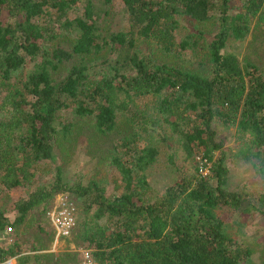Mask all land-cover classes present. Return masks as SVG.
<instances>
[{
    "label": "trees",
    "instance_id": "obj_1",
    "mask_svg": "<svg viewBox=\"0 0 264 264\" xmlns=\"http://www.w3.org/2000/svg\"><path fill=\"white\" fill-rule=\"evenodd\" d=\"M115 1L0 0V192L27 190L14 206L0 205V234L34 212L46 215L66 192L84 205L74 236L99 264H251L253 249L237 240L219 210L264 216V193L252 201L244 189L229 186V154L216 138V123L237 126L236 158L264 178V72L228 50L262 18L264 0H122L129 28L106 32L100 13ZM72 11L79 14L70 18ZM43 16L48 19L40 22ZM183 16L217 24L203 68L157 62L139 49L154 41L165 54L185 52L194 35L177 42ZM147 96L155 104L151 115L149 104L137 105ZM120 115L129 123L125 133L118 130ZM87 121L96 130L90 144L114 131L123 135L110 154L91 151L110 159L120 194L108 195L100 180L71 181L58 162ZM156 127L177 135L195 172L179 174L153 198L149 170L160 150L139 141ZM167 135L161 132V140ZM195 148L203 149L204 166L209 163L206 174ZM51 171L53 178H46ZM17 247L0 244V264L18 256Z\"/></svg>",
    "mask_w": 264,
    "mask_h": 264
},
{
    "label": "rangeland",
    "instance_id": "obj_2",
    "mask_svg": "<svg viewBox=\"0 0 264 264\" xmlns=\"http://www.w3.org/2000/svg\"><path fill=\"white\" fill-rule=\"evenodd\" d=\"M77 14H79L77 11H72L70 18ZM47 19V16H43L39 18V21L45 22ZM2 20L4 23L10 20L8 11L4 12ZM99 24L106 32L108 30L126 31L129 28L128 17L125 14L122 0H116L106 11L100 13ZM57 31L61 32L60 29H57ZM217 31L218 27L214 20L200 23L183 16L180 17L179 27L176 32L177 42L194 35V41H197V44H194L193 41L190 47L186 48L185 52L180 53V55L177 53L165 54L154 41H145L139 44V49L157 60V62L168 61L169 64L184 65L191 69L203 68L202 62H205V64L208 62L207 59H204L206 47ZM65 34L68 38L72 37L69 32ZM62 36L63 33L61 34ZM60 38L55 39V42L60 43ZM49 45L54 46L55 44ZM228 50L240 54L243 59L246 57L258 63L264 72V13L262 18H254L251 24V31L246 40H231ZM32 67L33 63L29 62L27 68L30 69ZM147 104L151 106L148 109L151 115L155 106L151 96L139 99L137 103L141 109H147ZM84 123L82 121L81 125ZM81 125L76 131L79 133L77 139L66 142L68 150L66 149L64 153L61 152L58 157L59 164L64 167L65 176L72 178L71 181L81 179L84 183L92 179L100 180V182L106 184L108 195L120 194L123 191V186L116 187V180L120 182L118 172L113 170L108 164L110 159L102 160L99 154H110L112 145L117 141L119 142L123 135L114 131L105 136H99L98 142L90 144L89 136L96 137V130L90 121H87V124L83 126ZM127 127H129L127 117L120 115L118 118V130L125 133ZM168 128L171 129L170 126ZM155 129L154 132L152 130L150 133H140L142 139L139 141L140 146L151 143L158 146L160 150L158 160L149 170V181L152 186L150 196L153 198H155L157 193H161L164 190L165 185H170L180 180L179 174L184 172V174L189 175L195 172L194 162L192 158L189 159L186 151L179 143L177 135L172 134L167 128L160 129V127H156ZM216 129L218 131L217 140L224 142V148L229 154L227 160L230 169L229 186L234 189H244L248 192L249 200L256 201L258 196L264 193V178L256 173L250 162L236 158L235 154L241 150V145L238 142L237 126L217 122ZM161 132L162 134L164 132L168 133L165 141L161 140ZM92 150H98L99 156L95 157L91 153ZM195 156V159L199 161V166L203 167L201 171L204 174L208 173L209 163L207 167L204 166L205 160L202 159L203 149L197 150L195 148ZM52 176L53 171L47 174L46 178L52 179ZM26 192L25 188L9 192L4 190L0 192V205L6 203L5 205L11 204L10 206H14L15 199ZM248 203L249 201L244 207L248 206ZM83 206L80 202L78 203L79 221L81 220L80 214ZM34 213H36V216L29 215L26 223L14 228L12 242L0 243L9 245L18 242L17 250L21 252L18 256L9 258L5 264H79L82 262L83 250L91 249L80 243L74 236L75 234L70 238L58 236L55 228L49 223L47 214L39 215V211ZM219 215L229 225L237 240L253 249L251 264H264V216L257 211L245 212L242 209L233 211L225 207L219 210ZM9 216L11 221L14 220L15 212H10ZM36 254L42 256L37 259Z\"/></svg>",
    "mask_w": 264,
    "mask_h": 264
},
{
    "label": "built area",
    "instance_id": "obj_3",
    "mask_svg": "<svg viewBox=\"0 0 264 264\" xmlns=\"http://www.w3.org/2000/svg\"><path fill=\"white\" fill-rule=\"evenodd\" d=\"M47 219L55 228L58 236L63 238L72 237L79 224V209L75 198L69 193L58 194L47 211ZM13 226H7L0 234V243L13 241ZM6 261L5 263H7ZM79 264H98L93 258L91 250H83V260Z\"/></svg>",
    "mask_w": 264,
    "mask_h": 264
},
{
    "label": "crops",
    "instance_id": "obj_4",
    "mask_svg": "<svg viewBox=\"0 0 264 264\" xmlns=\"http://www.w3.org/2000/svg\"><path fill=\"white\" fill-rule=\"evenodd\" d=\"M15 261H16V259H15Z\"/></svg>",
    "mask_w": 264,
    "mask_h": 264
}]
</instances>
